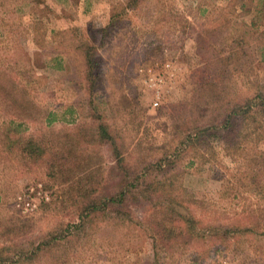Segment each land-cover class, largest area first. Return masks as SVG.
I'll use <instances>...</instances> for the list:
<instances>
[{"label":"rangeland","instance_id":"rangeland-1","mask_svg":"<svg viewBox=\"0 0 264 264\" xmlns=\"http://www.w3.org/2000/svg\"><path fill=\"white\" fill-rule=\"evenodd\" d=\"M114 2L122 0H0L3 264H264V198L248 190L243 176L264 165V135L251 137L238 154L212 140L211 157L199 162L186 153L166 174L167 192L180 209L202 220L211 209L222 221L240 222V212L233 214L244 202L257 209L252 219L259 230L226 239L224 247L199 240L154 258L150 236L135 222L105 213L73 227L76 204L61 203V185L51 182L44 161L21 154L18 136L72 132L91 123L94 105L123 162L137 168L168 147L181 151L178 132H191L196 122L217 124L235 101L264 93V0H140L105 30ZM86 41L96 60L93 87L84 79L80 44ZM84 149V171L93 184L83 180V188L98 194L102 177L105 189L113 190L115 159L108 146L91 140ZM30 188L36 208L22 210L18 197ZM145 197L138 191L130 202L135 219L149 208Z\"/></svg>","mask_w":264,"mask_h":264},{"label":"trees","instance_id":"trees-1","mask_svg":"<svg viewBox=\"0 0 264 264\" xmlns=\"http://www.w3.org/2000/svg\"><path fill=\"white\" fill-rule=\"evenodd\" d=\"M139 2L140 0L114 2L108 9L104 29L118 25L123 14L134 10ZM80 48L83 56L84 79L90 87H93L97 81V71L96 60L91 55V43L82 42ZM212 74H216V70ZM215 95L216 93L211 95L213 100ZM91 106V123H81L72 132L65 129L45 130L33 136H18L15 139L17 147L25 158L41 159L46 163L47 174L52 178L51 182L61 185V203L76 204L75 218L78 221L73 227L83 226L84 221H92L89 217L105 213L120 221L135 222L144 227L150 236L154 251L153 258L157 252L166 254L178 251L199 240L223 246L226 244V239L244 237L254 229L259 230L257 218L252 219L257 209L251 208L244 202L240 205V211H233V216L240 212V222L229 220L230 218L222 221V218L217 217L215 211L211 209L205 208V220L194 216L191 210L180 209V203L167 192L166 187L170 184V180L166 178V174L175 169L176 163L181 157H185L186 153H188L187 157L191 154L190 157H195L199 162L211 157L212 140L221 141L222 149L227 153H243L241 148L254 140L251 137L259 139L264 135V93L257 92L251 97L235 101L227 108L223 119L217 124L211 122V125L199 127L196 122L191 132H178L176 139L183 145L181 151L177 149L170 151L175 146L168 147L153 163H143L137 168L123 162L115 137L108 130L107 124L102 121L94 105ZM189 113L193 114V111ZM176 129L177 126L173 123L169 131L172 136ZM91 140L105 143L115 159L112 166L115 174L114 189L106 190L105 181L100 176L101 178L96 181L98 194L93 196L89 195L82 184L83 180L85 183L93 184L84 171L87 165V160L84 159V144ZM263 160L264 156L260 159V165ZM147 167L150 168L146 169ZM148 171L154 174L148 180H144L141 174ZM244 175L249 183L248 190H253L260 200H263L264 165L250 169L243 173ZM139 179L143 183V190L138 188ZM138 191L146 194L145 199L149 206L141 219H135L129 209L130 202L136 198ZM3 249L4 246L0 245V264L7 259Z\"/></svg>","mask_w":264,"mask_h":264},{"label":"built area","instance_id":"built-area-1","mask_svg":"<svg viewBox=\"0 0 264 264\" xmlns=\"http://www.w3.org/2000/svg\"><path fill=\"white\" fill-rule=\"evenodd\" d=\"M166 66H168V64H165ZM160 78L157 79V83L160 82ZM152 84H155V83H152ZM157 93V91H155ZM158 94V93H157ZM157 94L155 95V99H157ZM157 102L156 100H154L152 102V105H155ZM31 191H32V188L29 189V193H27V195L24 197V198H20L18 197V201H17V204H21V207H22V210H26V209H29V210H32L33 208H36V205L34 202H33V197H28V195L31 194ZM36 193H39V192H36ZM43 197L46 198V194H43Z\"/></svg>","mask_w":264,"mask_h":264}]
</instances>
